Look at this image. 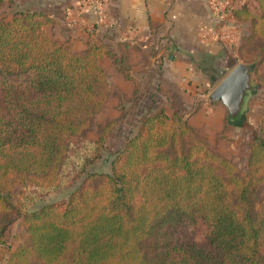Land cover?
<instances>
[{"label": "trees", "instance_id": "1", "mask_svg": "<svg viewBox=\"0 0 264 264\" xmlns=\"http://www.w3.org/2000/svg\"><path fill=\"white\" fill-rule=\"evenodd\" d=\"M233 17L249 23L237 58L257 72L264 7L254 14L244 3ZM51 23L29 9L0 20V250L8 252L7 264H264V113L244 171L185 119L159 109L140 120L110 171L87 172L117 119L107 122L95 141H83L79 186L65 202L23 212L20 242L10 249L11 215L35 198L28 192L14 204L12 191L18 184L62 188L70 138L90 128L109 95L100 61L117 62L92 38L83 51L59 43L44 29ZM244 118L227 122L238 126ZM196 226L204 230L201 243L191 238Z\"/></svg>", "mask_w": 264, "mask_h": 264}, {"label": "crops", "instance_id": "2", "mask_svg": "<svg viewBox=\"0 0 264 264\" xmlns=\"http://www.w3.org/2000/svg\"><path fill=\"white\" fill-rule=\"evenodd\" d=\"M213 1L105 0L104 18L94 12L92 5L81 4L79 0H41L36 10L52 18V23L45 29L51 30V37L70 49L83 51L92 38L108 50L127 56V72L141 84L150 82L158 76L160 68L165 67L163 81L167 83L170 78L176 86V96L188 101L182 92L185 88L183 81H193L189 88L200 87L201 83L207 86L203 73L211 67L216 73L219 70L229 71L227 59L236 54L232 36L249 32V23L240 21L234 30L236 33L221 40L202 41L200 30L217 24ZM242 1L254 14H259L264 7V0ZM201 59V64L195 63ZM197 74L200 84L197 83ZM211 77L209 79L213 83ZM123 85L128 87L127 82ZM166 98L175 105L174 93L169 92ZM191 104L187 102V105ZM204 105L202 111L207 119L218 125L223 108ZM232 133L233 129H226L225 135ZM0 264H7L6 260L0 261Z\"/></svg>", "mask_w": 264, "mask_h": 264}, {"label": "rangeland", "instance_id": "3", "mask_svg": "<svg viewBox=\"0 0 264 264\" xmlns=\"http://www.w3.org/2000/svg\"><path fill=\"white\" fill-rule=\"evenodd\" d=\"M38 1L41 0H1L0 20H7L26 8L40 11L36 10L40 6ZM45 31L50 35L51 30L45 29ZM240 42L241 40L237 47ZM115 53L117 62L110 57H105L100 61L108 76L109 95L106 102L94 115L90 128L81 137L72 136L70 138L68 159L62 167L64 174L67 176L66 183L56 191L41 192L32 190L24 184H18L12 191L10 196L14 204H17L18 197L28 192L35 194V198L18 215H11L13 216L12 221L5 232L10 249L15 248L20 242L19 228L23 212L35 210L44 204L65 202L68 194L79 186L85 176V173L77 175V171L79 170L77 157L82 149L83 141L84 139L95 141L101 128L111 120L117 119V122L107 135L102 156L96 163L87 167V172L110 171V162L114 153L123 146L127 137L138 130L140 120L145 114L154 113L159 109H163L170 116L175 114L185 119L194 128L196 133L208 143L212 150L233 161L241 170H245L249 146L260 127V119L264 113V81L262 80L264 76V60L259 65L257 72L252 70L254 86L245 106V118L242 124L235 127L227 122L226 107L219 103L210 102L207 98L209 92L228 72L227 70L219 74L211 67L208 72H204L203 74L206 75L204 80L208 83L207 86L201 83L200 87L194 86L189 88V86H192L191 83L193 81L187 82L184 80L185 88L182 92L186 94L185 98L192 103L191 105H187L188 101L182 100L184 97L176 96V86L172 83L173 81L170 78L167 83L163 81L165 67L160 68L158 76H155L150 82L141 84L139 80H136L127 72L128 57L117 52ZM237 56L238 52H236L235 56L228 57L227 62L230 65L227 66L228 70L239 62L252 65L251 62L238 59ZM195 63L201 64L202 59L197 60ZM212 65L217 64L212 63ZM121 68L124 69V72H121ZM125 74L130 76V79H126ZM198 76L199 74H197L196 79L197 83L200 84ZM209 76H216V80L212 83ZM123 82H127L128 87H124ZM159 85L161 87H158ZM169 92L175 95V105L168 98L165 99ZM204 104L207 106H221L223 108V116L218 125L213 120L207 119L208 116L202 111L205 106ZM226 129H233V133L225 135ZM191 238L195 242L201 243L204 239L203 228L201 226L193 228ZM7 258L8 252L0 250V261L7 260Z\"/></svg>", "mask_w": 264, "mask_h": 264}, {"label": "water", "instance_id": "4", "mask_svg": "<svg viewBox=\"0 0 264 264\" xmlns=\"http://www.w3.org/2000/svg\"><path fill=\"white\" fill-rule=\"evenodd\" d=\"M219 73L222 74L223 71L219 70ZM211 79L214 82L216 76H212ZM253 86L252 65L239 62L224 75L207 98L210 102L226 107L227 119L230 122L239 121L244 114Z\"/></svg>", "mask_w": 264, "mask_h": 264}, {"label": "built area", "instance_id": "5", "mask_svg": "<svg viewBox=\"0 0 264 264\" xmlns=\"http://www.w3.org/2000/svg\"><path fill=\"white\" fill-rule=\"evenodd\" d=\"M80 3L92 5L94 12L104 18L105 0H82ZM242 4H244L242 0H214L212 7L216 14L217 24L213 28L201 29L199 33L200 39L202 41H207L208 39L221 40L236 33L234 30L237 29V23L233 17V10ZM232 37V45L236 49L241 40V35L236 36L235 34Z\"/></svg>", "mask_w": 264, "mask_h": 264}]
</instances>
